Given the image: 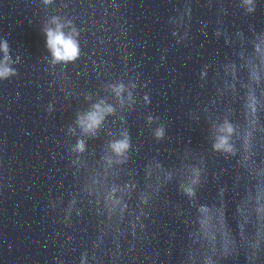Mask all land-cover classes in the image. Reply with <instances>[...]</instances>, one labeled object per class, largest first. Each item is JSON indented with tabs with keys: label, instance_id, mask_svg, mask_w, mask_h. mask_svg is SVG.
I'll list each match as a JSON object with an SVG mask.
<instances>
[{
	"label": "clouds",
	"instance_id": "obj_1",
	"mask_svg": "<svg viewBox=\"0 0 264 264\" xmlns=\"http://www.w3.org/2000/svg\"><path fill=\"white\" fill-rule=\"evenodd\" d=\"M243 4L246 6V10L249 13L255 11L254 0H243ZM46 35V47L51 52L53 63H68L75 61L80 54V47L77 40L72 34H65L62 31V25L57 24L55 28H49L45 32ZM0 50L5 53L4 66L0 67V79H7L11 75H15V71L7 66L8 61V45L7 43L0 44ZM123 88V85L118 86L117 93ZM94 110L86 113L85 115L77 117V124L81 127L84 134L93 133L95 129L99 127L104 119L102 113H111V107L107 109H101L100 105H94ZM225 134H222L216 138L212 148L213 151L222 153L225 155H234L233 145L230 143V137L233 134V128L230 124L222 129ZM164 128H157L154 133L156 140H162L164 138ZM111 150L117 155L121 156L129 151L130 137L125 134L123 139L112 141L109 145ZM75 150L83 152L85 150V144L83 140H78L75 145ZM185 193L189 196H194V189L189 187L184 189ZM205 209V208H201Z\"/></svg>",
	"mask_w": 264,
	"mask_h": 264
}]
</instances>
